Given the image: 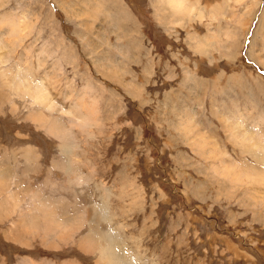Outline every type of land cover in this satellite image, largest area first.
Here are the masks:
<instances>
[{"label":"rangeland","instance_id":"rangeland-1","mask_svg":"<svg viewBox=\"0 0 264 264\" xmlns=\"http://www.w3.org/2000/svg\"><path fill=\"white\" fill-rule=\"evenodd\" d=\"M182 4L0 0V264H264V0Z\"/></svg>","mask_w":264,"mask_h":264},{"label":"bare ground","instance_id":"bare-ground-1","mask_svg":"<svg viewBox=\"0 0 264 264\" xmlns=\"http://www.w3.org/2000/svg\"><path fill=\"white\" fill-rule=\"evenodd\" d=\"M167 2L170 4V5H178V4H181V5H183L182 3L184 2V0H167ZM180 5V6H181ZM186 6V5H185ZM186 8H188V7H186ZM34 99L37 101V102H39L38 104H40V105H44V107H50V106H48V103H47V100L48 99H46V96H45V94H43L41 91H36V93H35V96H34ZM61 129V128H60ZM55 130V129H54ZM57 131V130H56ZM63 132H65V130H62ZM59 133V132H58ZM66 133V132H65ZM255 134V133H254ZM55 135V134H54ZM56 135H58L57 133H56ZM65 136V135H64ZM59 137V136H58ZM263 155V154H262ZM263 158V157H262ZM262 160V159H261ZM263 163H264V161H263ZM1 187V186H0ZM0 209H2V208H0ZM113 264H118L116 261H114V263Z\"/></svg>","mask_w":264,"mask_h":264},{"label":"crops","instance_id":"crops-1","mask_svg":"<svg viewBox=\"0 0 264 264\" xmlns=\"http://www.w3.org/2000/svg\"><path fill=\"white\" fill-rule=\"evenodd\" d=\"M41 191L44 192L45 190L43 188L39 187V192L41 193Z\"/></svg>","mask_w":264,"mask_h":264}]
</instances>
